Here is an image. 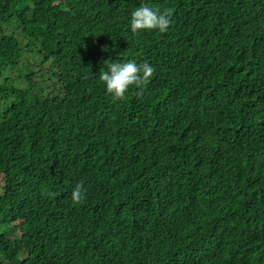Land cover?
I'll return each mask as SVG.
<instances>
[{
    "label": "trees",
    "instance_id": "16d2710c",
    "mask_svg": "<svg viewBox=\"0 0 264 264\" xmlns=\"http://www.w3.org/2000/svg\"><path fill=\"white\" fill-rule=\"evenodd\" d=\"M0 176V264H264V0H0Z\"/></svg>",
    "mask_w": 264,
    "mask_h": 264
},
{
    "label": "clouds",
    "instance_id": "9594fccd",
    "mask_svg": "<svg viewBox=\"0 0 264 264\" xmlns=\"http://www.w3.org/2000/svg\"><path fill=\"white\" fill-rule=\"evenodd\" d=\"M171 16L172 10L169 8L160 10L147 5L139 6L130 14V31L132 34L154 29L161 33L166 32L171 23ZM154 72V67L146 61L137 63L133 59L125 63L113 62L107 64V71H100L99 81L104 84L106 94L115 102L123 100L132 86L139 89L137 96H142ZM85 192L83 183H77L71 192L72 203L81 204L85 199ZM2 195H4V189L0 188V196Z\"/></svg>",
    "mask_w": 264,
    "mask_h": 264
},
{
    "label": "rangeland",
    "instance_id": "374dc122",
    "mask_svg": "<svg viewBox=\"0 0 264 264\" xmlns=\"http://www.w3.org/2000/svg\"><path fill=\"white\" fill-rule=\"evenodd\" d=\"M2 176H0V185H2L3 184V182H2Z\"/></svg>",
    "mask_w": 264,
    "mask_h": 264
}]
</instances>
